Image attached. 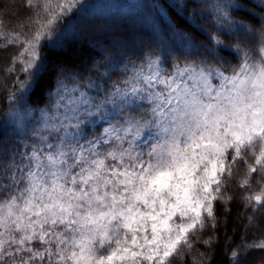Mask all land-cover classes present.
<instances>
[{"label":"snow or ice","instance_id":"1","mask_svg":"<svg viewBox=\"0 0 264 264\" xmlns=\"http://www.w3.org/2000/svg\"><path fill=\"white\" fill-rule=\"evenodd\" d=\"M241 51L229 74L193 63L162 75L160 61L150 60L147 73L99 101L80 92L63 115L42 111L31 131L38 142L18 153L21 164L0 165V264H165L181 243L191 246L188 233L203 230L206 218L214 228L213 202L223 199L222 177L232 176L236 161L248 164L242 186L264 171V47ZM61 101L63 93L55 111ZM125 112L119 127L108 120L101 137L84 135V116ZM146 131L154 139L145 152L138 142ZM251 199L264 203L262 195ZM252 247L264 242L240 252ZM240 252H232V264H243Z\"/></svg>","mask_w":264,"mask_h":264},{"label":"trees","instance_id":"2","mask_svg":"<svg viewBox=\"0 0 264 264\" xmlns=\"http://www.w3.org/2000/svg\"><path fill=\"white\" fill-rule=\"evenodd\" d=\"M262 47L264 0H31L30 6L28 0H0V165L21 164L18 153L30 152L38 142L31 131L42 111L63 115V104L80 92L99 101L141 69L147 73L150 60L160 61L162 75H170L174 65L193 63L229 74L242 62L241 50L254 55ZM62 93L64 101L55 111ZM129 114L84 116V135L95 140L108 120L119 127ZM131 115L139 119L147 112ZM143 136L138 143L146 152L154 136L147 131ZM246 158L254 165L251 155ZM248 177V164L237 160L232 176L222 177L223 199L213 202L215 227L205 214L204 229L188 233L191 246L181 243L165 264H232L233 251L264 242V203H249L256 195L264 200V171L258 168L242 186ZM240 257L243 264H264V248H249Z\"/></svg>","mask_w":264,"mask_h":264},{"label":"rangeland","instance_id":"3","mask_svg":"<svg viewBox=\"0 0 264 264\" xmlns=\"http://www.w3.org/2000/svg\"><path fill=\"white\" fill-rule=\"evenodd\" d=\"M178 217H175L174 219H177ZM172 221H170L169 223H171Z\"/></svg>","mask_w":264,"mask_h":264}]
</instances>
